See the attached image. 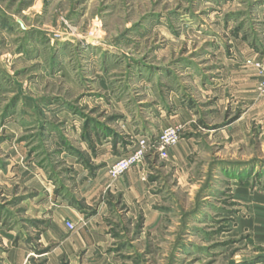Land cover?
<instances>
[{
	"label": "rangeland",
	"instance_id": "374dc122",
	"mask_svg": "<svg viewBox=\"0 0 264 264\" xmlns=\"http://www.w3.org/2000/svg\"><path fill=\"white\" fill-rule=\"evenodd\" d=\"M262 59L264 0H0V264H47L45 195L85 219L107 204L100 264H264V96L245 63ZM172 114L188 118L177 152L145 161L148 209L77 200L96 144L120 155Z\"/></svg>",
	"mask_w": 264,
	"mask_h": 264
},
{
	"label": "crops",
	"instance_id": "0c3cea01",
	"mask_svg": "<svg viewBox=\"0 0 264 264\" xmlns=\"http://www.w3.org/2000/svg\"><path fill=\"white\" fill-rule=\"evenodd\" d=\"M252 71L254 70L252 69ZM256 80L258 83L257 78ZM186 118H188V114H172L169 119L165 120L164 125H161L157 131L150 133L157 137L168 126H181ZM141 126L142 124L134 126L130 132L134 134V130H140ZM145 135L146 137L143 138L152 139L147 137V134ZM109 139L95 145L92 160L96 161V165H102V167L93 176H88L86 171L75 167L78 174L75 181L77 184L75 197L77 200L85 201V204L89 206L99 199L98 195L100 196L103 193L107 196L109 194L111 200H120L130 213H132L135 203L148 209L150 206L149 190L151 183L145 181L147 171L145 161L153 157L146 156L143 161L144 164L131 168L117 180H111L107 170L116 161L124 157L131 146H126V151L121 153L123 149L119 148V144H117L116 149H119L120 155H116L112 153L113 147L111 148L112 144H110ZM175 151L177 152V149H171L168 157ZM38 201H41L40 204H36V207L31 211L47 221L41 228L38 240L41 248H52L44 255L47 264H58L61 260L79 264H100L107 261V256L103 254V235L100 223L102 218L104 219L107 215V204H98L97 214L85 219L77 207L61 201L60 197L50 198L45 195L40 197ZM67 222L74 229L67 228ZM10 261L12 264H24V255L12 252Z\"/></svg>",
	"mask_w": 264,
	"mask_h": 264
},
{
	"label": "built area",
	"instance_id": "2783aa9c",
	"mask_svg": "<svg viewBox=\"0 0 264 264\" xmlns=\"http://www.w3.org/2000/svg\"><path fill=\"white\" fill-rule=\"evenodd\" d=\"M245 63L257 75V92L264 96V59L247 60ZM182 130L183 128L180 125L168 126L158 134L154 141L149 138H139L131 146L128 153L108 169L109 177L112 180L119 179L131 168L141 164L148 155H157L162 160L167 159L169 151L178 144ZM66 226L70 230L73 229V226L68 222Z\"/></svg>",
	"mask_w": 264,
	"mask_h": 264
}]
</instances>
